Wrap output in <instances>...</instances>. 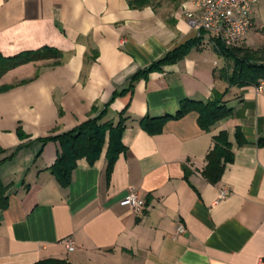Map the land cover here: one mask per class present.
<instances>
[{"label": "crops", "instance_id": "obj_1", "mask_svg": "<svg viewBox=\"0 0 264 264\" xmlns=\"http://www.w3.org/2000/svg\"><path fill=\"white\" fill-rule=\"evenodd\" d=\"M189 1L0 0V57L45 47L61 54L57 65L30 62L0 77L7 88L0 90V181L8 186L0 264H264V149L255 145L264 137V92L228 86L231 63L189 28ZM251 21V30L264 28V2L252 7ZM189 41L195 45L183 59L132 82L109 104L104 121L115 123L121 111L128 117L125 150L110 173L103 150L92 165L79 160L69 186L60 187L49 173L58 145L40 141L75 129L133 75ZM213 98L232 113L207 132L195 113L154 136L138 125L174 116L184 100ZM236 128L246 142L240 148ZM222 131L233 161L210 184L201 172ZM131 192L144 204L138 212L120 205Z\"/></svg>", "mask_w": 264, "mask_h": 264}, {"label": "trees", "instance_id": "obj_2", "mask_svg": "<svg viewBox=\"0 0 264 264\" xmlns=\"http://www.w3.org/2000/svg\"><path fill=\"white\" fill-rule=\"evenodd\" d=\"M149 1L127 0L130 7H141ZM261 31L264 35V28ZM194 45L195 41L186 42L169 52L161 60L150 64L147 68L133 75L127 89L114 92L100 111L97 112L96 108L92 107L89 118L75 129L40 141L42 144L52 141L58 145V153L53 165L49 168V173L60 187L66 188L69 186L72 172L79 160L84 159L89 165H92L103 150L105 151L107 175L110 173L115 160L125 150L121 137L128 117L124 116L125 111H121L117 114L115 123L104 121L109 104L115 98L131 90L132 82L139 78H146L149 73L160 71L162 67L183 59ZM214 51L217 56L231 63L230 74L226 77L228 86L258 87L261 82H264V48H225L215 42ZM60 57L61 54L58 51L46 47L32 52H23L10 58L0 57V77L7 71L30 62L52 59L54 60V66L58 64ZM6 89L5 87L0 88L1 91ZM189 113L197 115L199 129L207 132L217 122L229 117L232 110L220 98H213L206 102L184 100L179 104L178 111L174 116L144 117L138 121V125L143 132L154 136L162 132L167 121L180 119ZM234 141L238 148L246 145L239 128L234 131ZM255 145L264 149V137L258 138ZM204 161L205 166L201 172L202 177L210 184L217 183L226 165L231 164L233 161L232 145L226 132H219L212 138V145ZM7 190L8 186H4L0 181V212L7 208ZM34 264L68 263L64 260L47 259Z\"/></svg>", "mask_w": 264, "mask_h": 264}, {"label": "built area", "instance_id": "obj_3", "mask_svg": "<svg viewBox=\"0 0 264 264\" xmlns=\"http://www.w3.org/2000/svg\"><path fill=\"white\" fill-rule=\"evenodd\" d=\"M264 0H190L193 10H185L184 19L198 36L207 35L214 44L218 42L225 48H234L242 43L249 34L252 21L251 12L255 4ZM257 93L264 92V83L257 87ZM227 195L224 189L220 199ZM121 206H126L134 212L142 210L144 204L135 192H131L120 201ZM177 234H184L181 224L177 225ZM67 252L75 250L71 238L62 242Z\"/></svg>", "mask_w": 264, "mask_h": 264}, {"label": "rangeland", "instance_id": "obj_4", "mask_svg": "<svg viewBox=\"0 0 264 264\" xmlns=\"http://www.w3.org/2000/svg\"><path fill=\"white\" fill-rule=\"evenodd\" d=\"M252 38L254 42L247 43V39ZM240 47H246L250 49L264 48V35L261 29L251 30L246 39L240 44Z\"/></svg>", "mask_w": 264, "mask_h": 264}]
</instances>
